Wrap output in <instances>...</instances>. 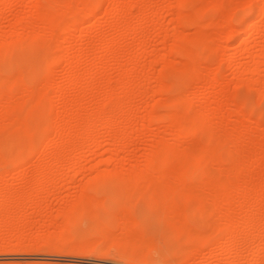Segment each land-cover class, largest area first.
I'll use <instances>...</instances> for the list:
<instances>
[{
  "label": "rangeland",
  "instance_id": "374dc122",
  "mask_svg": "<svg viewBox=\"0 0 264 264\" xmlns=\"http://www.w3.org/2000/svg\"><path fill=\"white\" fill-rule=\"evenodd\" d=\"M262 2L0 0V202L23 204L0 205V264H264ZM74 11L79 26L56 28ZM103 108L117 111L116 124L88 132L82 118ZM187 114L200 123L195 133L173 125ZM159 144L169 166L186 162L192 182L213 171L212 184L231 174L230 184L254 189L255 227L245 222L257 208L240 205L236 191L215 203L199 201L195 188L179 193L182 225L164 188L128 185L130 169ZM216 145L215 157L196 161ZM231 163L240 171L229 173ZM83 194L91 204L70 211ZM231 210L235 243L211 226L213 211Z\"/></svg>",
  "mask_w": 264,
  "mask_h": 264
},
{
  "label": "bare ground",
  "instance_id": "6f19581e",
  "mask_svg": "<svg viewBox=\"0 0 264 264\" xmlns=\"http://www.w3.org/2000/svg\"><path fill=\"white\" fill-rule=\"evenodd\" d=\"M37 1V0H36ZM50 1V0H49ZM67 1H69V0H67ZM88 1V0H87ZM86 0H85V2H87ZM102 2V1H101ZM38 3V2H37ZM89 3V5H88V7H87V12L88 13H94L95 12V9H96V4H93V3H91V2H88ZM263 4H262V8L261 9H263L262 11H264V0H263V2H262ZM121 2H119L118 4H117V7H121ZM129 5H130V3H128ZM116 7V8H117ZM124 7V6H123ZM127 7V6H126ZM125 7V8H126ZM130 7V6H129ZM177 7H178V4H177ZM128 8V7H127ZM43 9V8H42ZM45 9H47L48 10V8L46 7ZM129 9V8H128ZM179 9V8H178ZM34 10V9H33ZM39 10V9H38ZM76 11H77V8L75 9ZM79 10H80V8H79ZM36 11V10H35ZM73 11V10H72ZM76 11H74L75 12V16H74V19L73 20H71V21H68L67 19H70V18H64V16H63V18H61V19H59L58 18V21H57V27L56 28H62V29H67V28H69V30H70V28H73L74 29V27H76V24L81 20V18H82V16L81 17H79V15H77V13H76ZM128 11V10H127ZM41 12V11H40ZM49 12V11H48ZM51 12V11H50ZM61 12V11H60ZM182 12H184L185 13V11H182ZM180 13L179 12V15H181V16H183L184 15V13ZM251 12V11H250ZM42 14H41V16L42 17H47V15H48V13L46 12V11H43V12H41ZM59 13V12H58ZM178 14V13H177ZM60 16V15H59ZM58 16V17H59ZM127 16V15H126ZM62 17V16H61ZM67 17H69V16H67ZM185 17V16H184ZM50 18V17H49ZM23 19V18H22ZM45 19V18H44ZM66 19V20H65ZM72 19V18H71ZM176 19H178V18H176ZM175 19V20H176ZM253 19V18H252ZM48 20V19H47ZM83 20V19H82ZM84 21V20H83ZM178 21V20H177ZM245 21H246V19H245ZM247 21H248V19H247ZM176 22V21H175ZM179 22V21H178ZM251 23H252V21H251ZM241 25V24H240ZM250 24H248L247 23V25H244L243 27H242V29L243 30H246L247 28H248V26H249ZM78 26H79V23H78ZM178 26H179V24H178ZM70 31H72V30H70ZM177 34V33H176ZM174 36V35H173ZM179 37V36H178ZM175 38V37H174ZM11 40V39H10ZM5 41V40H4ZM45 41V40H44ZM1 42H3V41H1ZM0 42V43H1ZM8 44V43H7ZM47 44V43H46ZM182 44V43H181ZM3 45V44H2ZM183 45V44H182ZM4 46V45H3ZM54 46V45H53ZM6 47V46H5ZM184 47H185V45H184ZM184 47H182V49H184ZM190 48V47H189ZM189 48H188V51L190 52V50H192L191 48H190V50H189ZM11 49V48H10ZM4 51H5V49H3ZM2 50V51H3ZM184 50H186V47H185V49ZM48 51V50H47ZM49 52V51H48ZM193 51H191L190 53H192ZM2 54H3V52H2ZM192 56H193V53L191 54ZM195 55V54H194ZM1 57V56H0ZM3 57V56H2ZM46 57V56H45ZM162 58V57H161ZM164 58V57H163ZM64 60V59H63ZM197 60H198V58H197ZM47 61V60H46ZM260 61H262V60H260ZM165 62V61H164ZM190 62V61H189ZM190 63H192V62H190ZM260 63V62H259ZM166 64V63H165ZM164 64V65H165ZM6 67V66H5ZM192 67V66H191ZM52 69V68H51ZM192 70V69H191ZM40 72H41V70H40ZM193 72V71H192ZM8 76V75H7ZM28 76V75H27ZM38 77H39V74H38ZM15 78H17L16 76H15ZM7 79H8V77H7ZM39 79V78H38ZM19 80V79H18ZM78 80V79H77ZM261 81V80H260ZM7 82V81H6ZM38 82V81H37ZM36 83V82H35ZM125 83V82H124ZM25 84V83H24ZM23 84V85H24ZM126 84V83H125ZM124 85V84H123ZM127 85V84H126ZM125 85V86H126ZM32 86V85H31ZM34 86V85H33ZM37 86V85H36ZM35 88V87H34ZM34 88H32V90H34ZM124 88H126V87H124ZM31 89V88H30ZM127 90V89H126ZM42 91V90H41ZM126 92V91H125ZM8 93H10V92H8ZM109 94V92L107 93V95ZM126 95V94H125ZM110 96H111V94H110ZM109 96V97H110ZM111 98V97H110ZM122 98V97H121ZM112 99V98H111ZM111 99H110V101H111ZM116 99V98H115ZM114 99V100H115ZM119 99V98H118ZM178 100V99H177ZM172 101H174V100H172ZM185 101V100H184ZM115 103L116 102H114V105H115ZM118 103V102H117ZM122 103V102H121ZM108 105V104H107ZM118 105V104H117ZM120 105V104H119ZM212 107V106H211ZM112 108H114V109H117V107H116V105H115V107H112ZM68 109V108H67ZM97 109V108H96ZM114 109H111L110 110V108L109 109H107V110H105L104 108L103 109H101V110H99L98 109V112L97 113H90L89 115H87L86 114V117H84V118H82L83 119V121H85V126H86V130L89 132V131H91V129L94 127V126H96L97 124H99V123H102V121H105V125L107 126V127H109V128H112L115 124H116V121H115V116H116V112L117 111H115ZM210 109V108H209ZM120 110V109H119ZM153 110V109H152ZM151 110V111H152ZM211 110V109H210ZM243 110V109H242ZM65 111H66V109H65ZM68 112V111H67ZM93 112V111H92ZM95 112V111H94ZM119 112V111H118ZM186 112V111H185ZM243 112V111H242ZM21 113V112H20ZM19 113V114H20ZM154 113H156V112H154ZM157 114V113H156ZM245 114V113H244ZM259 114V113H258ZM120 115V114H119ZM181 115H182V113H181ZM19 116V115H18ZM185 117H179V118H176V122H175V124H173V125H177V127H179V128H181V127H187L188 126V128H190L191 130H189L190 131V133H195L196 131H197V129H198V127H199V125H200V123H199V121L195 118V121H194V119L193 118H191L190 119V117H193L192 115H184ZM186 116H188V117H186ZM148 117V116H147ZM19 118V117H18ZM77 118V117H76ZM104 118H106V119H104ZM20 119V121H21V117L19 118ZM18 119V120H19ZM69 119V118H68ZM71 119V118H70ZM104 119V120H103ZM178 119V120H177ZM23 120L25 121V119L23 118ZM117 120V119H116ZM198 122H197V121ZM76 121V120H75ZM78 121H80V120H77V122ZM82 121V120H81ZM82 121V122H83ZM66 122H68L67 120H66ZM71 122V121H70ZM76 122V123H77ZM21 123V122H20ZM25 123V122H24ZM115 123V124H114ZM67 124H69V123H67ZM77 124H79V123H77ZM66 126V125H65ZM117 126V125H116ZM62 127H63V125H62ZM120 127V126H119ZM121 127H124V126H121ZM57 128H59L58 126H57ZM126 128V127H125ZM175 128V127H174ZM178 129V128H177ZM185 129V128H184ZM78 130V129H77ZM179 130V129H178ZM193 131V132H192ZM175 132H176V130H175ZM178 132V131H177ZM61 134V133H60ZM64 134V133H63ZM75 134H77V133H75ZM179 134V133H178ZM73 135V134H72ZM63 136V135H62ZM176 136V135H175ZM65 138V137H64ZM63 138V139H64ZM213 138V137H212ZM71 139V138H70ZM215 139V138H214ZM220 140V139H219ZM52 141V140H51ZM65 142H66V140H64V141H62L61 142V144H65ZM54 143V142H53ZM214 144V143H213ZM58 145H59V143H58ZM159 145H161V144H159ZM64 146H67V145H64ZM63 146V147H64ZM220 146V145H219ZM4 147V146H3ZM59 147V146H58ZM61 147V146H60ZM158 147H160V149H162L163 147H162V145L161 146H158ZM158 147H156V149L154 148V150L152 151V152H150V154H148V156L146 157L147 158V160L145 161L146 163H144V166L142 167V168H140V170H138V169H136V168H133V169H130V171H129V173H127V182H128V185H132V186H134V185H141V186H144V187H148V188H152V189H159V187H162V189L164 188V190L168 193V198H171L170 200H171V205L169 204V208H170V210H171V214H172V217L174 218V219H176V220H178L180 223H182V225L184 224L185 225V222L187 221V218H188V214H184V215H182L181 216V208H180V204L181 203H179L180 202V197H179V193H191V191L190 190H193L192 192L194 193V189L193 188H195V193H194V195H195V197L199 200V201H204V202H206V200H208L207 198V196L208 195H211V200L215 203V202H218V201H225V202H229L230 200H231V197H232V194H233V191H236V192H239L240 193V195L238 196V198L236 199V201L240 204V205H248V203H251L252 202V204L255 206H253L254 208H257L256 209V211H255V215H253L252 217H248V220L245 222V225H246V227H248V228H253V227H255V222H254V220H255V218H257V216H258V209L261 207L260 205H261V199L258 201V199L260 198V197H258V198H256V197H254V198H252V196H253V191H254V189H252L251 187L249 188V187H244L243 189H242V185L241 186H239V185H236L235 183L233 184H230L231 182H229L230 180H231V178H232V176H231V174L229 175L228 173H227V175L226 176H231V178L228 176V177H226L227 179V182H222V181H219L220 179H215V180H217V182H215V184H212V182H214V178H215V176L214 177H211L210 175V173H212L213 171H210L209 172V174L208 175H205V177H203L201 180H199V181H197V182H192V180H190V178H189V176H190V170L188 169V167H187V164H186V162L185 161H183L182 163H180V165H177L178 167H176V165H175V167H173L174 166V164H171L170 166H169V164H170V160H169V158H168V151L167 150H165L164 148V152H165V154L163 153V149H162V151L160 150V149H157ZM57 148V147H56ZM65 148V147H64ZM68 148V147H67ZM219 148L220 147H217V145L215 146V147H210V148H207V149H204V150H201L200 152H198L199 154L198 155H195V156H197L195 159H196V161L197 162H206L207 161V159H211V157L213 158V155H214V157L216 156V154H214V153H216L217 151H219ZM167 149V148H166ZM155 150H157V151H161L160 153L159 152H156ZM215 150V151H214ZM242 151V150H241ZM262 151H263V149H262ZM167 152V153H166ZM211 153V154H210ZM62 154L63 153H61L60 151H56V152H54L53 154H51V156H52V158H54L53 160H54V162H58L59 161V159H60V157L62 156ZM70 154H72V153H70ZM211 157H210V156ZM207 157V158H206ZM209 157V158H208ZM264 157V154L261 156V158H263ZM176 158V157H175ZM206 159V160H205ZM187 160H189V159H187ZM235 160V159H234ZM0 161H1V159H0ZM174 162V161H173ZM172 162V163H173ZM188 162V161H187ZM208 163V162H207ZM239 163V162H238ZM232 164V163H231ZM241 165V164H240ZM169 166V167H168ZM172 166V167H171ZM237 166V167H236ZM171 167V168H170ZM234 168V169H232L231 170V168ZM119 168V167H118ZM235 168L238 170V171H240L239 170V165H235V164H232V165H230V169L229 170H231V172L230 171H228L229 173H232V171H234L235 170ZM244 168V167H243ZM121 169V168H120ZM248 170V169H247ZM246 170V171H247ZM251 170V169H250ZM250 170H248V172L247 173H245V174H247L246 176V178H248V175H251L252 174V170L250 171ZM113 171V170H112ZM118 170H116V172H117ZM120 171V170H119ZM204 172V171H203ZM120 173H122V172H120ZM215 172H213V174H214ZM108 174H112V173H108ZM125 174V173H124ZM129 174V175H128ZM217 177V176H216ZM252 176H250V178H251ZM230 178V179H229ZM211 179L213 180V181H211ZM249 179V178H248ZM247 179V180H248ZM229 180V181H228ZM42 180L41 179H39V182H41ZM233 181V180H232ZM246 186V185H245ZM198 189H201L202 190V193L201 192H197V190ZM207 189H211V191H209V193L207 192ZM161 190V189H160ZM205 190V191H204ZM159 191V190H158ZM200 191V190H199ZM256 191V190H255ZM175 192H177L176 194H175ZM204 192H206V193H204ZM257 192V191H256ZM264 192V191H263ZM192 193V194H193ZM198 193V194H197ZM164 194V193H163ZM197 194V195H196ZM254 195H256V194H254ZM80 196V195H79ZM161 196V195H160ZM207 197V198H206ZM31 198V197H30ZM30 198H29V201H35V200H32L33 198H31V200H30ZM93 199H95V200H97V202H98V199L97 198H95V197H92ZM205 198V199H204ZM252 198V199H251ZM261 198H263V197H261ZM24 199V198H23ZM78 200H75V201H73L72 203H70L69 204V202H68V205H71L70 207L71 208H69V210L71 209L72 210V208L74 209V208H77L76 207V205L78 204V203H81V204H84V203H86V205L87 204H91V202H92V200H91V197L89 196V195H82V196H80L79 198H77ZM161 199V198H160ZM159 199V200H160ZM264 199V198H263ZM27 200V199H26ZM94 200V202H96ZM167 200V199H166ZM17 201V202H16ZM96 202V203H97ZM167 203L169 202V201H166ZM165 202V203H166ZM11 203H15L16 205V207H20L21 205H23L22 204V201L21 200H19V202H18V200H14V198L13 197H11V196H6V197H4L3 198V200L0 202V205L1 206H6V205H9V204H11ZM25 203H28V201H26ZM24 203V204H25ZM96 203H94V205L96 204ZM162 205V204H161ZM165 205V204H164ZM89 206V205H88ZM167 206H168V204H167ZM166 209V208H165ZM70 210V211H71ZM210 210H211V208H210ZM260 210V209H259ZM168 213V212H167ZM233 213H234V210H231V211H226V212H223L222 214H218L217 212L215 213L214 211H213V214H212V211H211V214H212V216H213V221H212V224H211V226L214 228L215 227V229H218L219 228V226H220V228L218 229V230H220V231H223V230H225V229H227L228 230V232H229V234H230V238H231V240L235 243L236 242V240H237V224H236V222L234 221V220H236V218H238V217H234L233 216ZM169 214V213H168ZM127 215L129 216V214L127 213ZM163 215V214H162ZM190 216V215H189ZM127 217V216H126ZM230 217H232L233 219H231L232 221H231V223H221V222H224V221H221V220H224L225 218H230ZM193 219H194V217H193ZM199 219V218H198ZM207 218L205 217V220H206ZM190 220V219H189ZM196 220H197V217H196ZM208 220H210V218L208 219ZM203 222H204V220H203ZM216 223H217V225H218V227L216 226ZM220 223V224H219ZM173 224V223H172ZM215 224V225H214ZM133 225V224H132ZM181 225V226H182ZM191 225V224H190ZM203 225V224H202ZM130 226V225H129ZM192 226V225H191ZM190 227V226H189ZM206 227V226H205ZM193 228V227H192ZM194 230V229H193ZM207 230V229H206ZM211 229H209V234H210V231ZM200 232H201V230H200ZM212 232H213V230H212ZM211 232V233H212ZM204 234V233H203ZM208 233H207V235H209ZM206 235V234H205Z\"/></svg>",
  "mask_w": 264,
  "mask_h": 264
}]
</instances>
